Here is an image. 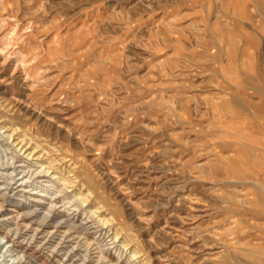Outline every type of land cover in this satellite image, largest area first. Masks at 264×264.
<instances>
[{
  "label": "rangeland",
  "instance_id": "1",
  "mask_svg": "<svg viewBox=\"0 0 264 264\" xmlns=\"http://www.w3.org/2000/svg\"><path fill=\"white\" fill-rule=\"evenodd\" d=\"M0 99V264H264V0H0Z\"/></svg>",
  "mask_w": 264,
  "mask_h": 264
},
{
  "label": "bare ground",
  "instance_id": "2",
  "mask_svg": "<svg viewBox=\"0 0 264 264\" xmlns=\"http://www.w3.org/2000/svg\"><path fill=\"white\" fill-rule=\"evenodd\" d=\"M1 100V99H0ZM6 102V101H5ZM5 102H3L2 101V103H1V107H5V106H7L6 105V103ZM8 103V102H7ZM8 104H10V103H8ZM7 110V109H6ZM9 112V111H8ZM12 129V128H11ZM19 130H17V129H12V133H11V135H10V139L11 138H14V141H15V143H16V145H18V147H19V149H21V151H24V153L25 154H27L28 153V156L29 157H35L36 155H37V153H38V149L39 148H37V147H35L32 143H31V141H29V140H25L24 138H22L21 139V137L16 133V132H18ZM15 135H17L18 137L15 139ZM24 136V135H23ZM50 147V146H49ZM41 148V147H40ZM39 154V153H38ZM56 157V156H55ZM40 158H41V155L38 157V159L40 160ZM37 159V160H38ZM67 160V159H66ZM48 161V160H47ZM52 166V165H51ZM51 168V167H50ZM49 168V169H50ZM55 169V168H54ZM70 173V172H69ZM67 180V179H66ZM71 182V181H70ZM69 184V183H68ZM70 184H72V182L70 183ZM72 186V185H71ZM83 198H84V200H83V202H89V197H88V195L87 196H83ZM109 220V219H108ZM103 222V221H102ZM107 222V221H106ZM105 224V223H104ZM107 225L109 224L108 222L106 223Z\"/></svg>",
  "mask_w": 264,
  "mask_h": 264
}]
</instances>
